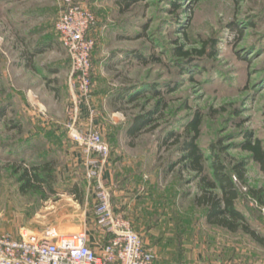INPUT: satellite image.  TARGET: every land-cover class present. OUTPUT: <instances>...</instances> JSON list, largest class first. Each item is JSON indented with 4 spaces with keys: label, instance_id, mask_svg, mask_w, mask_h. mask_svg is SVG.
I'll list each match as a JSON object with an SVG mask.
<instances>
[{
    "label": "rangeland",
    "instance_id": "374dc122",
    "mask_svg": "<svg viewBox=\"0 0 264 264\" xmlns=\"http://www.w3.org/2000/svg\"><path fill=\"white\" fill-rule=\"evenodd\" d=\"M81 1L97 18L90 106L104 122L85 128L79 115L77 129L101 133L119 178L132 176L142 199L121 213L157 264H264L262 244L207 222L195 202L200 177L181 165L170 170L200 116L207 171L214 156L223 162L237 183L238 208L264 235V162L244 147L260 140L264 149V0ZM62 9L63 0H0V236L59 223L75 231L85 210L94 215L95 204L45 200L46 187L45 196L20 189L34 160L52 164L60 191L88 181L68 127L75 103L71 58L56 31ZM35 46L44 51L31 56ZM124 87L131 92L121 97ZM148 112L153 120L130 132ZM239 162L244 180L235 172Z\"/></svg>",
    "mask_w": 264,
    "mask_h": 264
},
{
    "label": "built area",
    "instance_id": "2783aa9c",
    "mask_svg": "<svg viewBox=\"0 0 264 264\" xmlns=\"http://www.w3.org/2000/svg\"><path fill=\"white\" fill-rule=\"evenodd\" d=\"M96 20L95 14L81 0H63L56 23V31L71 58L73 96L80 97L90 108L92 57L96 47L92 31ZM74 106L68 127L82 149L88 182L96 185L94 215L85 210L80 219L81 228L75 231L59 223L38 232L24 227L18 237L0 236V264H157L153 250L145 244L132 222L112 204L103 180L111 156L110 145L98 131L77 129L80 107L76 100ZM93 232L104 238L100 250L90 241Z\"/></svg>",
    "mask_w": 264,
    "mask_h": 264
},
{
    "label": "trees",
    "instance_id": "16d2710c",
    "mask_svg": "<svg viewBox=\"0 0 264 264\" xmlns=\"http://www.w3.org/2000/svg\"><path fill=\"white\" fill-rule=\"evenodd\" d=\"M132 1L133 0H125L126 5L129 6ZM43 48L44 47L41 46H35L31 51V56L41 53L44 51ZM199 53H202V51ZM179 54L188 56L190 52L179 50ZM134 56L138 60H145V57L139 53L135 52ZM30 59L32 60V57ZM151 59L157 60L159 58L153 56ZM120 91L121 97L129 95L131 92L127 87L122 88ZM158 108L159 105L155 111H157ZM152 114L153 112H148L145 115L136 117L130 132L135 133L136 131H140L145 125L150 123L153 120ZM5 115L6 112L4 108H1L0 120H3ZM200 123V116H196L195 119L190 122L187 137L181 142L180 146L182 156L178 161L170 164V170L181 165V169L192 170L200 177V192L196 195L195 202L198 206L205 209V216L209 224L222 227L233 233L243 231L264 246V235L251 227L249 220L237 206L240 194L233 175L226 170L223 162L215 156L212 164V173L210 174L207 171L205 154L198 144ZM166 143L167 140L163 141L162 145ZM244 147L252 152L253 157L257 161L264 162V149L260 140H256L254 143L247 140ZM31 163V166L24 169L20 176L21 191L24 193L28 190H33L35 192H41L43 196H45L44 189L46 187L49 194L56 193L60 187L57 185V174L53 170L52 164L48 161L38 162L37 160ZM242 166L243 162H239L235 165V172L237 173V178L240 180H244ZM70 190L82 195V183L73 184Z\"/></svg>",
    "mask_w": 264,
    "mask_h": 264
},
{
    "label": "crops",
    "instance_id": "0c3cea01",
    "mask_svg": "<svg viewBox=\"0 0 264 264\" xmlns=\"http://www.w3.org/2000/svg\"><path fill=\"white\" fill-rule=\"evenodd\" d=\"M93 95V94H92ZM94 96L91 97V100L89 103H94ZM97 98V97H96ZM71 100L73 103H75V97L72 95ZM71 101V102H72ZM79 108V123L85 127H102V121L101 120V114L99 113V110L97 108H93V106L90 108L89 105L84 104V101L82 100V103L78 105ZM95 107V106H94ZM92 110V111H91ZM94 112V113H93ZM92 114V116H88V114ZM104 122V121H103ZM80 154L77 152L75 154V157L79 161L78 163L84 164V157L82 154L81 148ZM78 150V151H79ZM82 154V155H81ZM113 158H110L107 165L105 166L104 172H103V180L105 182V185L109 189V192L111 194V200L112 204L114 206L116 205L115 209L118 212H125L124 210L127 209L126 204H140L141 202V195L139 190H135V188L131 187L132 182V176L131 175H123L122 178H119V172H115L114 165H113ZM69 173V172H67ZM72 186L66 185L64 191H58L56 193H51L47 197H45V200H52V196H58L60 197L57 199V202H61L60 204H96V185L90 184V182L87 181V183L82 184L83 187V193L82 195L78 194L75 191H71L70 188ZM65 198V199H64ZM122 205V206H121ZM123 210V211H122ZM92 216V213H89ZM94 214V212H93ZM125 215V214H124ZM69 217L67 215L64 216V218ZM44 218H46V215H44ZM63 218V219H64ZM91 243L94 245L98 250L102 248V245L104 243V238L100 237V234L92 233L91 236Z\"/></svg>",
    "mask_w": 264,
    "mask_h": 264
}]
</instances>
